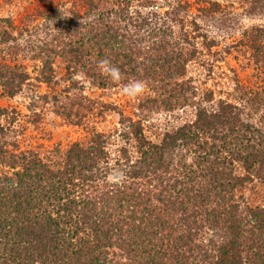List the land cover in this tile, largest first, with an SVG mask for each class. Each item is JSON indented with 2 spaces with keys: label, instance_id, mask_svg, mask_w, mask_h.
<instances>
[{
  "label": "trees",
  "instance_id": "obj_1",
  "mask_svg": "<svg viewBox=\"0 0 264 264\" xmlns=\"http://www.w3.org/2000/svg\"><path fill=\"white\" fill-rule=\"evenodd\" d=\"M133 1L87 0L81 9L92 20L59 29L39 55L58 56L67 80L79 73L100 89L144 81L149 104L190 108L193 120L153 142L121 114L116 138L127 139L126 148L117 149L113 166L114 135L92 131L87 141L42 157L20 151L7 137L12 128L0 123V264H264V88L237 85L235 103L211 104V92L198 93L185 79L184 49L133 10ZM0 24L3 56L12 28L7 19ZM102 59L120 69L119 84L100 71ZM37 74L47 85L55 79L48 62ZM30 80L27 67L0 62L3 96ZM59 104L68 122L85 117L82 106ZM116 167L123 178L113 183Z\"/></svg>",
  "mask_w": 264,
  "mask_h": 264
},
{
  "label": "rangeland",
  "instance_id": "obj_2",
  "mask_svg": "<svg viewBox=\"0 0 264 264\" xmlns=\"http://www.w3.org/2000/svg\"><path fill=\"white\" fill-rule=\"evenodd\" d=\"M86 1L0 0V19L9 20L12 28L8 29L11 38L0 62L23 65L31 77L12 98L3 96L0 88V123L12 128L7 137L19 145L20 151L31 150L42 157L45 151L57 147L65 150L75 142L87 141L92 131L114 135L108 146L113 166L117 149L127 141L122 143L116 138L121 129V114L141 123L147 139L157 142L166 131L193 120V111L184 108L171 112L160 103L151 105L144 99L147 88L139 98L130 100L121 94L123 86L100 89L79 73L67 80L64 60L39 55L45 44H54L59 29H74L92 20L81 9ZM131 7L160 27L167 40L184 49L188 59L185 79L191 81L198 93L211 92V104L219 100L235 103L231 95L237 85L254 91L264 88L260 60V45L264 46V0H134ZM47 62L55 73L50 85L35 80L37 71ZM83 97L91 102L82 100ZM59 103L82 106L79 111L85 117L68 122L61 116ZM102 104L106 108L100 109ZM139 105H143L141 109ZM13 111L18 114L14 124L10 122ZM133 155L129 151L132 160ZM122 178L121 167L108 176L113 183ZM260 195L264 197L262 192Z\"/></svg>",
  "mask_w": 264,
  "mask_h": 264
},
{
  "label": "clouds",
  "instance_id": "obj_3",
  "mask_svg": "<svg viewBox=\"0 0 264 264\" xmlns=\"http://www.w3.org/2000/svg\"><path fill=\"white\" fill-rule=\"evenodd\" d=\"M100 71L105 74L113 83L119 84L123 79L120 69L112 64L108 59H102L98 62ZM147 85L144 81L133 80L125 84L121 89V94L130 100H135L144 94Z\"/></svg>",
  "mask_w": 264,
  "mask_h": 264
}]
</instances>
